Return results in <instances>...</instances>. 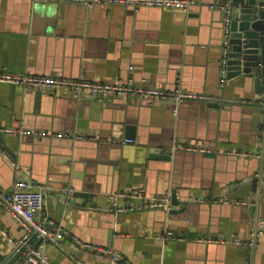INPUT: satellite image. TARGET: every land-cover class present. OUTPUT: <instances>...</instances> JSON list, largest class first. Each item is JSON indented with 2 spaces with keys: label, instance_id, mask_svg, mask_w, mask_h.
I'll list each match as a JSON object with an SVG mask.
<instances>
[{
  "label": "crops",
  "instance_id": "crops-1",
  "mask_svg": "<svg viewBox=\"0 0 264 264\" xmlns=\"http://www.w3.org/2000/svg\"><path fill=\"white\" fill-rule=\"evenodd\" d=\"M225 1L196 0V7L182 12L0 0L2 73L105 83L132 79L136 86L180 87L213 98L177 106L126 97L74 99L66 89L39 95L0 82V128L49 134H0V188L9 190L16 179L42 188L40 219L49 234L65 232L57 245L44 244L53 264H264V232L253 247L196 241L245 240L253 223L264 218V191L259 210L248 215L246 207L258 199H249L245 184L260 168L261 104L241 79L221 81L223 13L203 8ZM59 133L71 136L53 137ZM186 144L209 151L176 147ZM164 150L171 153L169 160L157 156ZM227 150L252 156H229ZM12 164L19 166L17 173ZM263 183L264 178V190ZM123 192H138L146 200L174 192L179 205L173 208L186 203L188 208L166 216L161 208L142 207L143 199L121 197L117 206L134 207L117 212L107 196ZM165 230L182 239L155 240ZM22 233L0 209V254L14 256L6 237ZM95 248H110L122 259L114 263Z\"/></svg>",
  "mask_w": 264,
  "mask_h": 264
},
{
  "label": "built area",
  "instance_id": "built-area-1",
  "mask_svg": "<svg viewBox=\"0 0 264 264\" xmlns=\"http://www.w3.org/2000/svg\"><path fill=\"white\" fill-rule=\"evenodd\" d=\"M30 1H52L63 4L80 5L86 9H92L96 6H123L138 9L141 7H153V8H169L182 12H187L188 9L195 4V0H30ZM231 0L213 4L209 6V9L222 10L224 14L223 19V40L221 44V68L220 72L222 76L225 74V55L226 44L228 35V13L231 6ZM224 78H221L223 82ZM0 82H8L17 85L25 90L35 89L42 93H47L56 89H66L70 96L74 99H81L82 97H114V98H132L138 100H161L164 102L172 103L177 106L184 101H210L213 98L204 94H196L182 90L180 87L167 90L162 87L149 88L143 86H136L132 79L125 80L123 82L105 83V82H91L81 79H67L58 76H33V75H13L0 72ZM222 85V83H221ZM243 103L248 102L242 100ZM11 134L18 138L24 136H30L35 138H44L49 136L46 132L36 130H25L18 128H0V134ZM75 135V134H74ZM73 135V136H74ZM53 136V135H52ZM70 134L59 133L55 134V138H67ZM81 138L80 136H75ZM123 143H132L131 140L125 139ZM182 150L207 153L209 150L203 147L193 145H177ZM175 147V148H176ZM229 156L248 157L252 154L240 152V151H225ZM14 173H17L19 166L12 164ZM264 188V183H263ZM72 193V188L64 190V194L68 197ZM124 198L127 202L131 199L140 198L143 199L144 208H158L169 207L170 195L164 198H149L145 199L140 196L138 192H123L112 193L107 196V199L115 205L117 212L129 211L133 209V205L128 203L126 206H117L116 200L118 198ZM43 192L40 186H35L31 182L16 179L9 190H3L0 188V209L11 215L15 221L22 228V235L18 238L6 237L8 243L14 254L19 255L22 258V264H53L45 253L43 247L44 244L49 242L57 245L58 239L65 234V232H57L56 234H49L44 220L40 219L43 210ZM264 232V218L258 219L253 223L251 232L245 240L241 238L230 239H196L197 242L204 243H222V244H240L244 243L247 246L253 247L255 241ZM5 236V232H1ZM181 240L180 235L175 234L171 230H165L162 234L157 235L155 240L161 243H167L172 240ZM37 242V245H35ZM83 248H91L88 244H81ZM96 251L107 256L112 262L116 263L122 259L121 255L113 251L110 248H95ZM77 264L80 262L76 261Z\"/></svg>",
  "mask_w": 264,
  "mask_h": 264
},
{
  "label": "water",
  "instance_id": "water-1",
  "mask_svg": "<svg viewBox=\"0 0 264 264\" xmlns=\"http://www.w3.org/2000/svg\"><path fill=\"white\" fill-rule=\"evenodd\" d=\"M231 6L228 13V35L225 55V74L221 75L225 80L234 78L241 79V86H252L253 93L258 98L261 106L259 109V133L262 141V157L259 159V172L252 170L246 178L245 184L250 185L249 199H258L254 206L246 207L248 215H251L253 210H259V198L262 192L261 183L264 178V0H231ZM195 4L188 10L191 11ZM209 9V6L203 7ZM133 9V8H132ZM219 10V9H218ZM222 11V10H220ZM223 19H224V12ZM223 19L221 22V34L219 46L223 40ZM218 66L221 67V47ZM39 95H42L37 93ZM137 100V99H136ZM208 107L217 108L216 103H207ZM162 160H169L170 152L164 150L163 154L156 152ZM157 156H152L155 158ZM247 175V176H248ZM251 200V201H252ZM179 205L175 193L170 195V203L167 209L165 207L150 208L166 211V216L181 214L188 208L187 203L182 207L174 209ZM255 213V211H254ZM0 264H22V258L14 254V256L1 255Z\"/></svg>",
  "mask_w": 264,
  "mask_h": 264
}]
</instances>
